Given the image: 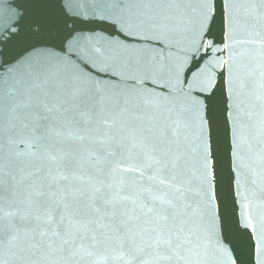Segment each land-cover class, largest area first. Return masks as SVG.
<instances>
[{"label": "snow or ice", "instance_id": "obj_1", "mask_svg": "<svg viewBox=\"0 0 264 264\" xmlns=\"http://www.w3.org/2000/svg\"><path fill=\"white\" fill-rule=\"evenodd\" d=\"M0 264H264V0H0Z\"/></svg>", "mask_w": 264, "mask_h": 264}]
</instances>
